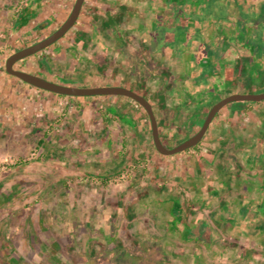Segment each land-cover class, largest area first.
Masks as SVG:
<instances>
[{"label":"crops","instance_id":"1","mask_svg":"<svg viewBox=\"0 0 264 264\" xmlns=\"http://www.w3.org/2000/svg\"><path fill=\"white\" fill-rule=\"evenodd\" d=\"M18 1L25 5L19 13L10 14L12 3ZM50 2H53L52 7L57 10L56 18L59 19L67 15L74 0H49L48 3L47 0H0V57L3 53L1 47L11 49L30 45L37 32L43 30L44 21L40 26L44 18L42 15L46 16L44 20L51 16L43 11ZM98 21L104 28L101 32L94 29H89V33L84 31L86 29L77 31V39L85 36L82 45L91 54L96 52L98 45L104 47L103 60H111L113 55L119 62L118 67H125L130 73L134 67L126 63L125 47L134 45L133 52L139 49L143 53L147 51L151 59L152 55L160 56L158 50L161 46L162 51L165 47L161 55L165 54L166 62L172 64L173 72L176 70L173 76L186 77L187 80L200 77L202 85L191 89L193 93L187 106L191 111L189 125L199 121L201 114L197 111L215 103L217 95L223 98L232 93L264 91V0H84L78 16L79 24L84 26L88 23L95 28ZM178 30H183L185 36L180 43L174 32ZM105 51L108 55H104ZM78 53L81 54L80 51ZM137 65L140 71L144 70L145 63L139 61ZM136 75V86L142 92L137 88L134 91L142 95L146 91L150 93L162 110L177 111L180 106L187 105L185 90L177 92L182 85L177 88L161 85L158 89L157 81L150 80L152 72ZM10 86L11 83H5L0 75V103L10 102ZM25 86L29 84L12 88L13 95H17L15 91H26L22 93L23 102L30 95L39 107L47 102L51 104L53 110L50 112L54 114L62 110L60 112L64 115L69 106V110H81L83 113L94 107L96 111V103L108 100L100 97L115 96L71 97L43 90L39 93L38 89ZM154 90L159 91L156 96V93H151ZM209 92H214L216 96L207 97ZM171 95L172 99L166 100ZM122 97L111 99L115 107L108 108V111L116 113L114 118H107L101 113L102 116L97 119V130L85 133L92 139L80 138L74 152L79 154L86 149L93 153L92 156L99 155L100 159H94L82 173L87 180L96 181L93 186L102 185V189L108 185L110 177L123 172L130 174L121 166L126 153L129 152L130 158L143 161L151 156L150 169L143 167L140 171L139 167L130 168L132 173L128 175L129 182L122 187V192L113 201L102 203L104 209L107 204L115 207L124 205V216L119 218L125 224L138 222L136 218L140 216L139 220L149 219L151 228L144 220L140 232L125 231V237L130 236L137 244H144L149 238L159 239L167 250H162L161 254L169 256L166 260L168 264H264V100L226 104L216 113L195 147L162 155L152 145L151 131L149 126L148 129L145 126L142 107L138 108L139 105L130 99H118ZM151 105L154 111V105ZM175 122L173 117L171 123ZM111 126L119 132L118 137L108 131ZM158 129L162 140L161 128ZM188 156L194 157L195 161L187 162ZM99 162L104 165L98 171L96 166ZM149 170L151 177L143 185ZM172 181L177 183L173 189L168 186ZM132 186L136 190L134 199L129 198L127 193ZM186 190L191 191L190 198L185 195ZM5 200L9 202V199L0 198V203ZM90 213L84 219L77 216L71 218L66 213V219L62 218V221L61 218L49 221L46 213L34 218L25 215L24 220L9 213L4 225L0 219V232L20 229L34 235L31 230H35L37 237H41L48 227H63L62 223L69 221L75 231L78 228L76 224L83 228L87 226L88 230H97L96 233H100L106 242L118 234L111 218L105 224V217L99 220L92 213L89 216ZM47 221L50 224L45 225ZM112 231L114 236L109 234ZM53 245L57 243L43 244L42 249ZM135 258L134 261H137ZM156 263L159 264L158 260Z\"/></svg>","mask_w":264,"mask_h":264},{"label":"rangeland","instance_id":"2","mask_svg":"<svg viewBox=\"0 0 264 264\" xmlns=\"http://www.w3.org/2000/svg\"><path fill=\"white\" fill-rule=\"evenodd\" d=\"M48 2L49 0H47ZM52 3L50 2V5L43 9L46 14L51 16L44 20L46 16L42 12L44 18L41 20L40 26L44 21L43 30L37 32L36 37L31 40L30 44L52 33L67 17L69 12L59 19L56 18L57 10H54V7H52L54 4L52 5ZM24 5L22 1L20 3L19 1L17 3L13 2L10 14L16 11H18L16 13H19V9ZM72 5L69 6V11ZM98 16L101 17L102 15ZM101 27L99 21L96 23L95 28L88 23L81 26L77 18L75 24L66 34L57 40L59 41L58 44H52L53 46L43 49L42 52L40 51L17 61L14 67L31 70L36 75H44L48 79L77 86H103L102 84L111 83V85L128 86L132 90L137 88L138 91L141 89L136 86V81H138V75L136 74L139 72L144 74L152 72L153 75L150 80L157 81L158 89L166 85L167 88H170L171 85L177 88L180 84L182 85L181 90L177 92L185 90L187 99L185 107L180 106L177 111H164L158 107L155 97H152L147 91L143 93L148 96V100L154 105L157 121L164 120L159 125L164 145L172 147L195 133L212 105H207L204 109L198 110L197 113L201 114L199 121L189 125L191 111L187 106L193 93L191 89H196L202 85L200 77L187 80L186 77L173 76L176 70L173 72L172 64L166 62V55H161L165 48L162 51L161 46L158 50L160 56L152 55L151 59L147 51L143 53L144 51L139 49L137 52H133L134 45L125 47L126 56L128 57L126 63L128 66L134 67L128 73L125 67L124 69L118 67L119 62L116 58L114 59L113 55L110 56L111 60H103L102 51L104 47L98 45L95 47L96 52L91 54L90 50L88 51L87 47L82 45L85 36L83 35L81 40L76 37L77 31L86 29L84 31L89 33L90 30L94 29L95 32H101L104 29ZM174 32L177 34V42H182L185 37L183 30ZM10 48L1 47L3 53L0 57V75L4 77L5 83H11L10 92L8 93V101L10 102L0 103V198L9 199V202L5 200L0 203V219L3 220V225L9 213L19 216L20 220L22 218L24 220L25 215L34 218V216L46 213L48 215L47 220L56 221L61 218L62 221V218L63 220L66 219V213L71 218L77 216L84 219L91 212L98 219L100 218L99 220H103V217H105L106 219L103 220L105 224H108V220L111 218V224L113 226L115 224L118 234L106 242L100 233H96L97 230H88L87 226L84 228L79 227L80 225L76 224V221L74 222V225L78 226L76 231L71 227V223L66 221L62 223L63 227H58V225L52 228L48 227L41 237H37L34 233L35 230H31L34 234L32 235V233H24L20 229H15L14 232L9 229L6 230L7 233L0 232V264H157L156 260L159 264H164V262L168 264L166 260L169 259V256L161 254V252H167V250L164 249L159 239L150 240L149 238L146 239L148 242L137 244L133 242L130 236L125 237V231L126 233H131L133 230L140 232L141 222L146 221V219L139 220L140 216L136 218L138 222L132 221L125 224L119 218L124 216V205L115 207L107 204L105 209L102 207V203L113 201L122 192V187L129 182L128 175H131V169L139 167L141 171L143 167L146 169L152 167L151 156L146 157L143 161L138 158H130L129 152L126 153L122 158L123 163L121 166H124L126 171H129L127 173L130 174L126 175V172H123L110 177L108 185H105L106 187L102 189V185L93 186L96 181L87 180V176L82 173V170L87 169L94 159H100L99 155L92 156L93 153L86 151V149L79 154L74 152V149L77 151L76 146L78 141L81 140L80 138L85 140L91 138L85 133L97 130L99 127L97 126V119H100L101 113L106 114L105 117L107 118H114L116 113L111 112V110L108 111V108L115 107V104L111 101L115 96L100 97L108 100L96 103V111L94 107L83 113L81 110H69V106L65 109L64 115L60 112L62 110H57L55 114L50 112L53 110V106L48 102L39 107L38 102H33L30 95H27L26 99L28 98V100L23 102L21 99L22 97L24 99L22 93L26 91H15L17 95H13L12 88L16 89L18 85H25V83L7 74L4 68L6 57L22 48V45L17 48ZM79 51L81 54L78 53ZM104 55H108L106 51ZM40 57H43V59H40ZM139 61L145 63V67H142L144 70L140 71L137 65ZM173 68L175 67L173 66ZM112 69L114 70L109 75ZM137 70L139 71L137 72ZM195 79L196 81H194ZM25 87L37 89L31 85ZM36 91L42 93L40 89ZM151 93H156L154 94L156 96L159 91L154 90ZM209 93L210 95H207V97L216 96L214 92ZM35 98L37 97L35 96ZM220 98H222L220 95L215 97L216 101ZM168 99H172V95L166 100ZM173 117L176 118L175 123H171ZM144 118L146 119L145 126L148 129L150 125L145 111ZM78 121L79 124H77ZM108 131L115 137L119 136V132L117 133L112 126L109 127ZM83 143H86V141H83ZM83 146L85 147L86 144ZM97 146L101 149L99 143ZM193 161H195L194 157L188 156L187 162L191 163ZM103 165L104 163L98 164L96 169L99 171ZM147 173L145 180L142 179L143 185L151 177L150 170ZM77 182L80 184L77 185ZM176 184L175 181H172L168 186L173 189ZM102 192L103 196H101ZM135 192L134 186L129 187L127 190L128 197L134 199ZM186 192L185 195H189L190 198L191 191L186 190ZM12 209L13 211H11ZM56 213H59L58 218ZM91 213L89 216H91ZM122 213L123 215H121ZM49 221L44 222V224H50ZM145 223L151 228L149 219ZM83 225L85 226L86 223L84 222ZM109 234L114 236L113 231ZM52 241H55L58 246L53 245L46 250L42 249L43 244L45 246L50 245ZM134 256H136L135 260L137 259V261H134ZM132 257L133 259H131Z\"/></svg>","mask_w":264,"mask_h":264},{"label":"water","instance_id":"3","mask_svg":"<svg viewBox=\"0 0 264 264\" xmlns=\"http://www.w3.org/2000/svg\"><path fill=\"white\" fill-rule=\"evenodd\" d=\"M84 0H74V3L64 21L49 35L39 39L38 41L22 47L11 54H9L4 63L5 72L22 82L29 84L37 89L47 91L53 94L62 96H100V95H115L124 96L133 102L137 103L143 108L147 114L152 143L155 150L162 155H172L185 151L198 144L207 130L209 124L213 120L216 113L224 107L226 104L236 101H261L264 100V91L260 93L253 92H238L229 94L215 103H213L208 109L199 129L188 136L186 139L167 147L163 144L158 129V122L155 117L152 105L150 101L141 93H138L129 87L122 85H103V86H77L71 83L57 82L46 78L45 76H39L32 72L17 69L14 67L15 63L27 56L34 55L43 49H46L50 45L54 44L57 40L62 38L66 32L75 24L82 7Z\"/></svg>","mask_w":264,"mask_h":264},{"label":"trees","instance_id":"4","mask_svg":"<svg viewBox=\"0 0 264 264\" xmlns=\"http://www.w3.org/2000/svg\"><path fill=\"white\" fill-rule=\"evenodd\" d=\"M145 114H146V113H145ZM146 115H147V114H146ZM159 125H160V121L158 122V128H159ZM196 145H197V144H196ZM196 145H195V146H196ZM195 146H193V147H195ZM193 147H192V148H193Z\"/></svg>","mask_w":264,"mask_h":264}]
</instances>
